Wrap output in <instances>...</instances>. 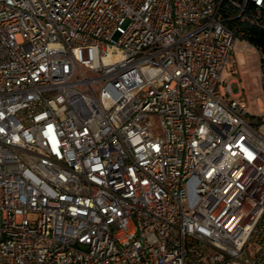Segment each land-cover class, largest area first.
<instances>
[{
    "label": "built area",
    "instance_id": "1",
    "mask_svg": "<svg viewBox=\"0 0 264 264\" xmlns=\"http://www.w3.org/2000/svg\"><path fill=\"white\" fill-rule=\"evenodd\" d=\"M231 18L264 0H0V264H264Z\"/></svg>",
    "mask_w": 264,
    "mask_h": 264
},
{
    "label": "rangeland",
    "instance_id": "2",
    "mask_svg": "<svg viewBox=\"0 0 264 264\" xmlns=\"http://www.w3.org/2000/svg\"><path fill=\"white\" fill-rule=\"evenodd\" d=\"M245 62L235 69H227L223 72V79L230 82L233 93H242L241 95L247 100L250 111L253 114L264 115V81L260 70V56L255 47L248 48L244 51ZM155 131L161 134V130L155 122Z\"/></svg>",
    "mask_w": 264,
    "mask_h": 264
},
{
    "label": "trees",
    "instance_id": "3",
    "mask_svg": "<svg viewBox=\"0 0 264 264\" xmlns=\"http://www.w3.org/2000/svg\"><path fill=\"white\" fill-rule=\"evenodd\" d=\"M227 23L237 34L250 39L257 48L260 54V70L264 81V25L255 26L233 18L229 19Z\"/></svg>",
    "mask_w": 264,
    "mask_h": 264
},
{
    "label": "crops",
    "instance_id": "4",
    "mask_svg": "<svg viewBox=\"0 0 264 264\" xmlns=\"http://www.w3.org/2000/svg\"><path fill=\"white\" fill-rule=\"evenodd\" d=\"M244 62H245V53L243 52V53L238 54L235 57L233 65L231 66V68H233L234 70L238 69L239 66L244 64Z\"/></svg>",
    "mask_w": 264,
    "mask_h": 264
}]
</instances>
